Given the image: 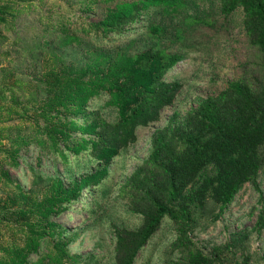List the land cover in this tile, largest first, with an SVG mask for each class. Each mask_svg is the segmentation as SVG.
I'll use <instances>...</instances> for the list:
<instances>
[{"label": "trees", "instance_id": "trees-1", "mask_svg": "<svg viewBox=\"0 0 264 264\" xmlns=\"http://www.w3.org/2000/svg\"><path fill=\"white\" fill-rule=\"evenodd\" d=\"M17 2L0 0V25L10 31L19 13L14 7ZM219 2L224 18L241 11L247 43L258 55L256 66L264 72V0ZM80 5L87 13L99 9L101 18L74 29H69L68 22H60L57 51L45 57L44 72L37 79L43 97L28 92L27 82L18 79L11 87L0 89V124L17 122L18 132L8 137L10 150L6 152L14 168L19 167L20 152L31 145L65 160L69 153L78 156L90 150L99 164L109 163L136 142L138 127L159 120L161 110L172 106L182 89L180 82H168L165 76L183 55L161 48L154 38L166 37L163 21L166 16L180 15L186 7L184 0H81ZM146 17H151L146 28L153 45L138 52L131 53L127 47L103 51L84 38L99 40L122 33ZM155 18L161 21L155 23ZM177 36L181 38L179 33ZM3 40L0 35L2 45ZM69 48L75 54L66 57ZM263 72L229 82L221 92L202 100L183 123H170L153 134L148 160L127 183L129 211L140 215L142 224L135 230L116 229L115 264H134L165 219L177 225L173 246L180 252L178 264H221L216 255L189 249L187 228L193 210L211 202L221 214L264 167ZM103 96L101 109L115 112L113 122L102 118L101 111L88 114L89 104ZM103 173L87 175L70 187L56 177L44 179L49 194L24 209L19 204L29 197L18 184L14 186L9 171L0 168V181L11 186L13 195L8 199L10 205L0 206V220H7L5 226L12 233L0 240V264H29L42 241L57 234L53 218L79 201L84 190H94ZM30 216L37 220H28ZM255 230L258 234L264 230V210ZM18 239L23 240L21 245ZM55 246L59 249L63 244ZM63 254L50 257L53 264L61 262Z\"/></svg>", "mask_w": 264, "mask_h": 264}, {"label": "rangeland", "instance_id": "rangeland-1", "mask_svg": "<svg viewBox=\"0 0 264 264\" xmlns=\"http://www.w3.org/2000/svg\"><path fill=\"white\" fill-rule=\"evenodd\" d=\"M184 1L186 7L180 15L165 17L163 28L168 29L166 37L154 38L161 48L183 55L165 76L168 82H180L182 89L174 104L161 110L159 120L138 127L136 142L111 162L99 164L90 150L78 156L69 153L65 160L55 152L31 145L20 152L19 167L14 168L6 152L10 150L8 137L13 138L18 132L17 122L0 124V168L8 170L14 186L18 184L29 197L19 204L24 209H29L33 200H41L49 194L44 179L56 177L65 187H70L87 175L100 170L104 172L94 190H84L79 201L53 218L57 234L42 241L38 254L29 257V264H53L50 257L57 253L64 254L59 260L61 262L56 264H115L116 229L135 230L142 224L141 216L129 211L130 188L127 183L134 171L148 160L153 134L170 123H183L186 115L202 100L218 94L229 82L262 74V68L256 66L258 55L251 51L245 37L241 11L224 18L220 14L219 0ZM80 2L18 0L14 5L19 9L14 27L10 31L8 26L0 25V35L5 37L4 44L0 42V89L11 87L18 79L27 82L25 88L28 92L43 97L42 87L38 86L41 81L37 79H41L44 72L45 60L57 51L60 22L66 21L69 29H74L101 18L99 9L94 13L84 12ZM187 16L192 19H187ZM150 19L146 17L127 26L122 33L110 34L103 39L84 38L103 51L127 47L135 53L145 45H153L146 28ZM160 21L153 20L155 23ZM201 22L206 23L199 25ZM178 33L181 38H178ZM64 53L71 57L75 51L69 48ZM105 98L93 100L88 114L91 116L101 111L102 118L113 122L115 112L101 109ZM11 189L0 181V206L12 203L8 200L13 196ZM263 210L264 167L255 182L244 184L221 214L218 206L211 202L192 211V220L187 228L189 249L216 255L221 264H264V230L261 234L255 230ZM28 220L37 218L30 216ZM6 222L0 220L1 241L12 235L5 226ZM177 233V225L165 219L136 256L134 264H178L180 252L173 246ZM17 241L21 245L23 240ZM57 243L63 247L56 248ZM57 257L59 259V255Z\"/></svg>", "mask_w": 264, "mask_h": 264}]
</instances>
